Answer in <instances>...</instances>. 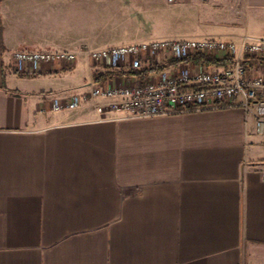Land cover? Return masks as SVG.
<instances>
[{
	"label": "crops",
	"instance_id": "1",
	"mask_svg": "<svg viewBox=\"0 0 264 264\" xmlns=\"http://www.w3.org/2000/svg\"><path fill=\"white\" fill-rule=\"evenodd\" d=\"M243 35L264 38V0H0V264H264V130L251 116L47 111L87 90V58L26 76L11 60Z\"/></svg>",
	"mask_w": 264,
	"mask_h": 264
},
{
	"label": "built area",
	"instance_id": "2",
	"mask_svg": "<svg viewBox=\"0 0 264 264\" xmlns=\"http://www.w3.org/2000/svg\"><path fill=\"white\" fill-rule=\"evenodd\" d=\"M78 54L87 58L92 72L87 90L64 102L52 101L47 111L87 106L101 117L121 112L133 118H150L238 107L254 119L256 132L263 133L264 73L251 69L249 63L264 60V38L162 39L80 53L16 50L11 60L14 72L26 76L38 74L42 66L70 70ZM200 56L224 59L228 64L209 67L193 60ZM169 62H173L170 68L158 69ZM103 69L115 75L96 79L95 73Z\"/></svg>",
	"mask_w": 264,
	"mask_h": 264
},
{
	"label": "trees",
	"instance_id": "3",
	"mask_svg": "<svg viewBox=\"0 0 264 264\" xmlns=\"http://www.w3.org/2000/svg\"><path fill=\"white\" fill-rule=\"evenodd\" d=\"M193 60L196 62V63H199L200 61L203 60L204 63L206 64H214L218 67H224L228 64V62L224 59H214V58H202V57H194ZM262 65L264 66V60L262 61ZM144 73H147L146 71Z\"/></svg>",
	"mask_w": 264,
	"mask_h": 264
},
{
	"label": "rangeland",
	"instance_id": "4",
	"mask_svg": "<svg viewBox=\"0 0 264 264\" xmlns=\"http://www.w3.org/2000/svg\"><path fill=\"white\" fill-rule=\"evenodd\" d=\"M164 7L166 8L167 7V5H166V3L164 2ZM195 16H197V15H195ZM183 18V20L181 21V24H182V27L178 30V32L180 33V34H190L189 33V31H187L186 30V28L187 27H183V26H187V24H190V21H188L187 20V18H186V16L184 15V17H182ZM183 22V23H182ZM188 22V23H187Z\"/></svg>",
	"mask_w": 264,
	"mask_h": 264
}]
</instances>
